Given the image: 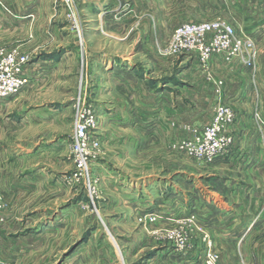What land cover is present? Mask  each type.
I'll list each match as a JSON object with an SVG mask.
<instances>
[{
	"label": "rangeland",
	"instance_id": "obj_1",
	"mask_svg": "<svg viewBox=\"0 0 264 264\" xmlns=\"http://www.w3.org/2000/svg\"><path fill=\"white\" fill-rule=\"evenodd\" d=\"M262 4L264 0H38L40 10L31 30L36 36L31 45L27 46L21 31L0 33V48L18 49L27 56L29 74V83L19 93L0 99V121H21L22 117L25 121H53L34 125L30 122L22 131L29 140L23 142L16 141L22 132L9 127L8 150L0 159L3 200L12 197L19 200L11 206L13 216L26 211L34 232L42 221L61 219L49 225L46 235L30 238V244L35 247L25 254V261L29 264L38 261L40 264H264V248L255 246L245 249V253L233 254V246L223 244L221 237L226 226L233 229V223L205 226L196 221L195 215L187 214L186 205L177 214L176 204L171 202L175 191L165 195L171 186L189 198L195 192L193 187L202 194L208 185L214 186L213 183L222 180L214 178L216 172L222 175L224 160H220L221 164L201 161L192 149L214 124L216 105L223 104L233 111V120L223 122L220 127V136L231 139L223 153L227 154L233 144L229 129L236 122L234 109L218 99L221 95H216L214 105L210 109L206 106L208 109L200 114L202 118L210 112L209 120L191 121L188 117L183 121H167L160 136L153 135L150 140L129 139V127L116 128L113 125L116 121L100 118L99 106L105 104L111 109L116 98L121 104L126 96L120 87L114 86L116 81L122 85L124 79L114 76L104 79L98 62L107 54L116 55L121 62L128 58L129 69L150 79L153 85L168 82L173 91L183 88L185 103L194 96L188 87L194 81L192 72L197 67L221 78L226 70L242 68L252 75L247 76L252 81L264 58ZM100 10L105 14L100 15ZM201 21H222L233 26L239 38L250 39L254 45L253 64L243 65V54L237 52L228 61L213 57L204 67L194 53L176 54L164 49L178 25ZM52 53L58 55L50 63L56 66L48 73L45 61ZM123 64L119 63V67ZM219 80L211 82L221 85ZM239 80L231 78L227 83L238 84ZM103 85L114 86V90L103 92ZM172 94L167 95L170 98ZM79 108L94 114L99 142L82 170L77 169L73 157L74 122ZM44 133L49 134L46 141H38L39 134L44 137ZM54 133L66 140L65 148L58 153L54 150L37 154L35 147L41 144L47 148L50 141L54 142ZM16 227L11 223L7 229L12 233L17 231ZM216 234L224 253L214 238ZM258 239L251 240V246ZM1 240L4 249L9 243L13 250L0 260L16 264L21 242L11 237ZM73 245L76 246L68 252Z\"/></svg>",
	"mask_w": 264,
	"mask_h": 264
},
{
	"label": "crops",
	"instance_id": "obj_2",
	"mask_svg": "<svg viewBox=\"0 0 264 264\" xmlns=\"http://www.w3.org/2000/svg\"><path fill=\"white\" fill-rule=\"evenodd\" d=\"M39 10L38 0H0V33L6 30L9 32L21 31L23 32L21 37L27 41V46L31 45L34 42L33 37L36 36L31 30L36 24V16ZM261 11L260 15L263 16L264 7L261 8ZM99 14L103 15L105 12L100 10ZM24 35H27V38ZM26 44L23 43V46H26ZM57 56V53H52L45 61L48 64V73L55 69L56 65L50 63L52 60H56ZM102 56L98 60V62H101V77L107 80L113 79V76L124 79L123 81L126 83L123 82L122 85H119L116 81L114 86L120 87L126 99L121 100V104H119L120 100L116 98L112 102L111 109L109 106L106 107L105 104L99 106V112L102 115L100 118H102V121H116L113 122L116 128L129 127L131 132L127 135L129 139L150 140L153 135L159 134L160 136L161 128L163 125H167V121H183L188 117H191V121L209 120L212 115L209 110L208 116L200 118V114L202 110L210 109L214 105L215 100H217L216 95H221L218 99H222L234 109L236 122L238 121V123H233L229 129V132L233 135V144L227 154L214 160L215 164H221L219 163L220 160L225 162L224 167H221L222 175L219 176V173L216 172L217 175L214 178L222 180L218 184L213 183L214 186L208 185V190L202 194L197 188L193 187L192 189L195 192L192 191V196L189 198H184L181 192L171 186L166 189L165 195L172 194L175 191L176 196L173 197L171 202L176 204L177 214L179 213L178 209L182 211L186 205L189 207L187 214L192 213L195 215L196 221H201L205 226L208 224L214 225L215 223H233L234 228L231 229V226H226L225 234L221 237V240L224 241L223 244H226L227 247L233 246V254H241L242 251L245 253V249L255 248V246L258 249L264 248V58L260 62L261 68L254 72V80L252 81L249 80L252 75H249V72L242 68L226 70L221 78L217 75L216 77L208 75L206 71H201L197 67L192 72L194 81L188 87L194 96L188 99V103H185L182 96L183 88L180 91H173L172 87L167 85L168 82H166V85H153L150 79L148 80L145 76L129 69L130 60L128 58H123L125 62H121L113 54ZM44 60L46 59L44 58ZM94 60L96 61V59H90V62ZM38 61L41 60L38 59ZM119 63H125V65L119 67ZM195 65L197 66V64ZM202 78L207 84H203ZM231 78H240L241 80L238 84L237 81H235L236 83L233 81L227 83L228 79ZM210 79L212 81L220 79L221 85H216ZM108 86L103 85L102 91L106 92L114 87ZM168 92H174L173 96L169 98ZM185 105H187V109H185ZM206 106L209 107L206 108ZM51 114L49 115L51 116ZM36 120L38 121H25V118L22 117L21 121H0V159L5 157L7 153L5 151L8 150L6 142L9 141L7 139L9 127H15L16 130L19 129L22 132L25 127L31 125L30 122H32V125L41 122L43 124L53 122L44 121L43 119ZM23 133L19 135V139L16 138V141L29 140L24 137ZM45 134H43L44 137L39 134L41 139H38V141L45 142L49 135L46 134L45 136ZM136 134L141 136L137 137ZM53 136L55 138L52 139L54 142L50 141L51 143L47 144V148L41 144L35 147L37 154L43 151L53 152L54 150H57L56 153H58L65 148L64 141L66 140L64 138H62L63 140L60 139L62 135L54 133ZM17 201L19 200L13 197L6 200L5 208L2 211L4 220L0 231V259L6 253L12 254V251L9 250H13V246L10 247L7 243V247L4 249L1 240L2 237H11L17 239L16 242H21L18 245L20 249L15 256V263L29 264L30 262L25 261V254H30L35 247L30 244V238L32 236L34 238L43 236L50 224L57 223L56 221L61 219L58 218L51 222L42 221L40 222V228L34 232L31 229L33 227L31 225L32 219L26 211H22V215L13 216L11 206ZM39 220L41 221L40 218ZM11 223L17 225V231L12 233V230L7 229V226ZM259 228L262 229L259 230ZM214 238L218 241L221 252L224 253L223 244L222 242L219 243L220 237L216 234ZM257 238L259 239L255 240V245L251 246V240ZM32 254L34 255V252ZM31 264H40V262H32Z\"/></svg>",
	"mask_w": 264,
	"mask_h": 264
},
{
	"label": "built area",
	"instance_id": "obj_3",
	"mask_svg": "<svg viewBox=\"0 0 264 264\" xmlns=\"http://www.w3.org/2000/svg\"><path fill=\"white\" fill-rule=\"evenodd\" d=\"M253 46L250 39L239 38L235 28L229 24L222 21H201L178 25L172 31L164 49L176 54L194 53L204 67L213 57L228 61L233 56H237V52H241L243 65L251 66L255 57ZM27 62V56L18 49L0 48V99L16 95L29 83ZM232 120L233 111L223 104H217L212 120L214 124L207 129L204 137L197 139L192 149L198 159L212 162L223 155L231 139L220 136V127L223 122L228 123ZM95 121L94 114L90 110L84 108L77 110L74 122L73 157L79 170L86 167L88 158L99 144ZM4 208L5 201L0 192V223L4 220L2 215ZM0 264L13 263L0 260Z\"/></svg>",
	"mask_w": 264,
	"mask_h": 264
},
{
	"label": "water",
	"instance_id": "obj_4",
	"mask_svg": "<svg viewBox=\"0 0 264 264\" xmlns=\"http://www.w3.org/2000/svg\"><path fill=\"white\" fill-rule=\"evenodd\" d=\"M77 245V244H76ZM76 245H73L68 252H70Z\"/></svg>",
	"mask_w": 264,
	"mask_h": 264
},
{
	"label": "trees",
	"instance_id": "obj_5",
	"mask_svg": "<svg viewBox=\"0 0 264 264\" xmlns=\"http://www.w3.org/2000/svg\"><path fill=\"white\" fill-rule=\"evenodd\" d=\"M70 254V253H69Z\"/></svg>",
	"mask_w": 264,
	"mask_h": 264
}]
</instances>
